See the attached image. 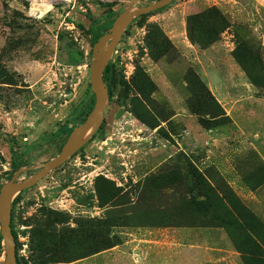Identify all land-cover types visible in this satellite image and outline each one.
Returning a JSON list of instances; mask_svg holds the SVG:
<instances>
[{"label":"rangeland","instance_id":"obj_1","mask_svg":"<svg viewBox=\"0 0 264 264\" xmlns=\"http://www.w3.org/2000/svg\"><path fill=\"white\" fill-rule=\"evenodd\" d=\"M130 1L0 0V190L16 161L55 158L92 111L93 47ZM206 11L215 28L195 26L192 39L189 21ZM112 60L118 85L102 129L15 197L18 264H137L140 243H198L208 226L235 248L248 249L244 232L264 243V220L232 181L237 172L247 191L264 183V0H174L135 19ZM140 70L153 89L141 88ZM196 78L226 118L199 114ZM159 245L150 264H180V247ZM3 250L0 225V264Z\"/></svg>","mask_w":264,"mask_h":264},{"label":"water","instance_id":"obj_2","mask_svg":"<svg viewBox=\"0 0 264 264\" xmlns=\"http://www.w3.org/2000/svg\"><path fill=\"white\" fill-rule=\"evenodd\" d=\"M174 0H157L139 5L141 0H131L124 11L119 13L109 31L102 35L93 47L91 64V85L96 97L94 108L85 121L75 127L69 134L60 153L53 159L40 165L20 167L0 190V225L3 239L5 261L2 264H18L17 241L12 229L13 202L22 191L36 185L53 170L58 169L88 144L101 128L106 109L110 101L108 86L104 80V71L110 63L121 38L135 19L170 5ZM27 171H35L29 177L21 178Z\"/></svg>","mask_w":264,"mask_h":264},{"label":"crops","instance_id":"obj_3","mask_svg":"<svg viewBox=\"0 0 264 264\" xmlns=\"http://www.w3.org/2000/svg\"><path fill=\"white\" fill-rule=\"evenodd\" d=\"M260 153V156L264 162V154L261 152L260 147H255ZM234 180H232L236 187V190L241 195L247 206L260 218L264 220V183L261 184L255 190L247 191L243 183L238 180V173H233ZM205 232V239L198 243L186 242V241H170V240H155L148 243H140L139 259L137 264H150L147 259V252L155 247L167 246L169 249L175 247L182 251V259L180 264H243L242 254L235 248L229 237L223 233V229L217 226L200 227L199 232ZM189 231L191 228H188ZM196 250L199 252V256L203 258L199 260L196 256H192L191 251ZM191 256V260H187V257ZM152 264V263H151Z\"/></svg>","mask_w":264,"mask_h":264},{"label":"trees","instance_id":"obj_4","mask_svg":"<svg viewBox=\"0 0 264 264\" xmlns=\"http://www.w3.org/2000/svg\"><path fill=\"white\" fill-rule=\"evenodd\" d=\"M145 15H147V14H145ZM145 15H143V16H145ZM217 17H218L217 14L216 13L213 14L212 11H206V12L201 13V14L193 15L189 21V33H190L191 38L192 39L195 38L194 34H193V30H194L195 26H199V30L204 34L208 33L210 30L214 29L215 25H216ZM226 27H227V25L222 26L219 30V33L222 32ZM115 68H116L115 62L112 60V61H110V63L106 67V70L104 71L105 72L104 73V80L108 86L110 98L113 97L114 89L118 85V78L116 76ZM139 82L142 83L141 88L144 90H147V88H148V90L154 88L152 80L150 79L148 74L146 72H143L142 70L139 71ZM199 85H200V92L203 94V97L205 98L206 103H202L200 105V113H199V111H196V110H195V112L202 114V116H205V117L207 115H209L211 117V119H213V120H220L221 118H224V117L226 118L227 117L226 113L224 112L223 108H221L220 103L216 100V98L207 89L205 84L203 82L199 81ZM135 86H137L139 88L140 84H137L135 82ZM133 112L137 116V118L143 120V122L146 123V119L144 117L143 112H141L139 109H134ZM155 115H157V114H155ZM205 117H202L203 119H201V121L203 122V124L206 127H210V122ZM152 126L156 127V125H152ZM101 129H102V127H101ZM60 150H61V148H60ZM25 165H27V164H26V161H24V160H21L18 162L16 161L14 163V169H12L13 170L12 175L14 172L17 171V169H19L20 167L25 166ZM12 175L10 176V179H11ZM13 214H14V211H13ZM262 225L264 227L263 223H262ZM245 227H246V225L244 223L239 224L240 229H245ZM12 229H13V217H12ZM13 234L16 236L14 230H13ZM243 235H244V238L242 240L244 242H246L248 249H245L244 246H242L238 241L235 240L234 242H236L235 243L236 248L239 252H241L242 257L244 258L245 264H264V243L260 242V239L258 238L259 237L258 234H255L251 231V232H246V233L244 232ZM15 239H16V237H15ZM17 262H18V259H17Z\"/></svg>","mask_w":264,"mask_h":264},{"label":"bare ground","instance_id":"obj_5","mask_svg":"<svg viewBox=\"0 0 264 264\" xmlns=\"http://www.w3.org/2000/svg\"><path fill=\"white\" fill-rule=\"evenodd\" d=\"M35 1H41V0H35Z\"/></svg>","mask_w":264,"mask_h":264},{"label":"flooded vegetation","instance_id":"obj_6","mask_svg":"<svg viewBox=\"0 0 264 264\" xmlns=\"http://www.w3.org/2000/svg\"><path fill=\"white\" fill-rule=\"evenodd\" d=\"M102 127V126H101ZM101 129V128H100Z\"/></svg>","mask_w":264,"mask_h":264}]
</instances>
